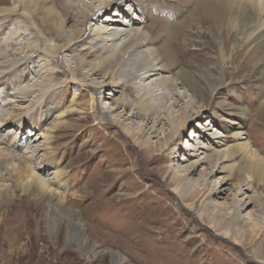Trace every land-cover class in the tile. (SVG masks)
I'll use <instances>...</instances> for the list:
<instances>
[{
	"label": "rangeland",
	"instance_id": "rangeland-1",
	"mask_svg": "<svg viewBox=\"0 0 264 264\" xmlns=\"http://www.w3.org/2000/svg\"><path fill=\"white\" fill-rule=\"evenodd\" d=\"M11 2L13 4L15 0H0V7L3 4L11 5ZM61 3L62 0H56V5ZM116 6L112 5L111 10L120 13L121 10H117ZM146 12L144 26L163 24L170 32L180 33L183 27L186 32L180 33L176 39L175 50L172 51H177L181 60L169 76L177 78L180 70L221 74L225 84L219 86L212 97H208L207 106L199 114L194 113V109L195 106L200 107L202 99H195L193 109L187 108L188 116L192 118L187 120V125L181 130L180 139L171 137L169 145L163 142L164 135L170 133L167 124L158 125L159 131L150 134L141 132L137 127L143 123V116L137 118L138 124L134 126L127 117L114 112L110 114L111 120L102 119L104 108L101 106L106 104L96 94L102 89L99 81L104 73L95 76L98 81H87L85 84L69 82L63 86V80H69L72 76L71 71H67L69 64L65 62L60 64V74L55 79L51 95L39 94L38 97L18 103L10 94L14 89H8L9 95L4 94L0 101L4 103L7 98L12 100L9 111L18 104L30 106L32 99H48L47 105L50 106H55L60 100L66 107L74 97H77L76 106L79 109H88L84 113L85 117L77 111L63 116L65 122L77 123L76 127L58 130L51 151L43 149L33 160L34 166L49 168L45 172L38 169L45 179H56L58 170L64 171L60 178L62 185L58 187L52 184L59 189L62 198L59 205L41 198L36 192H25L16 187L17 174H13L12 167L15 164L22 168V164H25L23 155L26 147H10L9 141L15 134L13 132L19 133L21 128L15 127L11 121L4 126L1 135L8 139L2 138L4 141H0V147L16 153V156L0 166V173L7 177L10 192L14 194L9 203L0 205V264H264L262 231L250 235L253 232L250 224L241 220L244 241L236 242L213 228L206 219L207 214L215 213L218 220L224 216L223 212L215 208L219 206V199L215 193H211V183L205 190L202 183H194V178L186 177L199 192L193 188L195 195L190 197L175 190V184L184 180V177H175L177 172L182 174L177 165L185 153L182 145L188 143L190 136L194 137L195 134L203 138L204 134L199 129L203 114L212 115L211 132L219 135L228 133L229 123L223 119L231 118V124H235L238 130L246 131V138L242 141L264 157V104L261 103L264 94L260 96L256 93L257 85L261 83V80L258 82L261 72L259 69L251 70L245 62L246 56L252 52V42L248 37L243 43L244 48L237 50L233 56L235 59L238 55V60L230 64V60L224 62L220 57L223 37L226 38L227 34L232 37L224 53L225 57H229L233 39L237 36L230 25L220 29L212 19H204L206 17L192 19L188 14L177 15L162 0H148ZM73 13V10H67L66 16L71 17ZM135 14L141 18L139 12L135 11ZM103 16L108 17L109 13L105 12ZM7 20L5 31L6 22L0 21V46L5 42V33L12 28L18 29L17 21L20 19L14 15ZM78 44L80 53L88 60L95 58L94 52L81 50L84 48L82 42ZM12 45L7 43L3 51L0 50V54L7 53L3 54V58L5 55L7 58ZM60 59L63 60L62 55ZM21 66L0 77V91L4 83L12 85L15 77L23 73ZM23 66L35 74L39 73L36 76L39 78V67H34L32 59L26 60ZM236 66L239 67V73ZM123 75L126 73L123 72ZM24 77L27 81L33 74L29 72ZM178 90L185 91L181 85ZM96 96L97 103L90 108L87 101ZM120 96L134 100L138 98L131 83L121 90ZM186 100L189 103V97ZM182 103L174 106L167 99L161 108V116L168 119V115H172L178 121L184 105ZM31 112L38 113L25 117V134L41 135L59 118L58 111L42 113L31 106ZM126 127L131 130L128 131ZM9 133L12 135L10 140ZM42 155L43 158L40 157ZM220 176H229L228 197L238 190L242 180L247 179L251 189L245 194L260 195L264 205V181L258 177L253 179L249 173L240 171L237 165L226 169ZM203 202H210L208 212L202 213L205 207ZM219 208L229 215L233 212L231 207L220 205ZM251 208L260 216L258 203H254ZM71 225L80 227V231ZM166 243L172 247L171 253L163 257L152 253L156 247ZM174 243H177L175 248ZM130 246L131 249H128ZM258 250H261V254ZM114 253L120 254L121 260Z\"/></svg>",
	"mask_w": 264,
	"mask_h": 264
},
{
	"label": "bare ground",
	"instance_id": "bare-ground-1",
	"mask_svg": "<svg viewBox=\"0 0 264 264\" xmlns=\"http://www.w3.org/2000/svg\"><path fill=\"white\" fill-rule=\"evenodd\" d=\"M162 2L177 15L188 14L191 18L206 17L204 19H212L220 29H223V26H231L230 28L236 31L237 36L233 39L229 57H225L224 53L232 37L228 34L226 38L223 37L220 57L224 62L226 60H230V64L236 62L238 55L234 59V54L237 50L244 48L243 43L249 37L252 42V52L246 56L245 62L252 68L251 70L259 69L261 72L258 82L261 80L262 84L257 85L256 93L260 96L264 94V0H162ZM10 4H3L0 7V21L6 22L3 30L7 28V19L12 16L17 15L20 20L17 21V30L12 28L5 33V42L0 46V50L3 51V46L6 47L7 43L13 44L7 58L6 55L3 58V54L7 53L0 54V77L15 71L20 65H22L21 69L23 67V73L15 77L12 85L4 83L0 97L5 96L4 94L9 95L10 88L14 89L10 94L18 103H24L31 97H38L39 94H53L55 79L60 74L58 71L60 64L68 62L67 71H71L72 76L69 80H63V86L68 85L69 82L85 84L87 81H96L95 76L104 73L99 81L102 89L96 94L99 99H102V103L106 104L101 106L104 108L101 112L102 119L111 120L110 114L114 112L127 117L134 126L138 124L137 118L143 116V123L138 124L137 127L141 132L150 134L159 131L158 125L167 124L170 127V133L164 135L163 142L169 145L171 137L175 140L180 139L181 130L187 125V120L192 118L188 116L187 108L193 109L195 99L197 97L202 99L200 107L195 106L196 109H194V113L199 114L201 109L207 106L208 97H212L219 86L226 82L221 74H198L186 70H180L177 78L169 76L173 67L180 64L181 60L177 51H172L175 50L176 39L180 33L186 34V32L184 27L180 33H173L163 24L144 26L143 23L147 20L148 0H62L60 5H56V0H15L13 4L12 2ZM112 5H117V10L120 9L122 14L113 12ZM67 10H73L71 17L66 16ZM135 11L141 14V18L135 14ZM105 12L109 13L108 17L103 16ZM95 16L98 17L95 19ZM86 33L88 34L85 37ZM79 42H82L81 45L84 47L81 50L95 53L94 59L88 60L84 54L80 53ZM85 44L88 45L85 46ZM61 55L63 60L60 59ZM28 59L34 61V67H39L42 74L39 78H36L39 73L35 74L31 69L23 66ZM238 69L239 67L236 66L237 73H239ZM29 72L33 74V77H29L30 79L26 81L24 76ZM123 72L126 73L125 76ZM128 83L133 85L137 93L136 100L120 96L121 90ZM179 85L185 91H179ZM186 97H189V103ZM96 99L97 96L88 99L87 105L93 108L97 103ZM167 99H170L174 106L179 105L181 101L184 103V105L182 103L181 117L178 121L172 118V115H168V119L161 116V108ZM41 100L32 99L28 107H22L20 104L12 106L10 111L8 108L12 100L7 98L4 103L0 101V141L8 139L2 136L1 132L10 121L15 127L21 128L19 133L13 132L15 134L12 140H10L12 135L9 133L10 147H26L25 155H23L25 164H22V168L15 164L12 167L13 174H17L16 187L25 192H36L41 198L48 199L51 203L53 202L52 204H58L62 199L58 187L62 185L63 181L61 182L60 178L64 171L58 170L56 179H45L38 169L45 172L49 168L34 166L33 160L37 158L41 150L51 151L56 138L55 133L58 130L76 127L77 123L65 122L63 116L77 111L85 117L84 113L88 108L79 109L76 106L77 97H74L66 107H63L64 102L60 100L55 106L47 105L48 99ZM261 103L264 104V100ZM31 106L42 113L58 111V121L41 135L25 134L23 130L25 117L39 112H31ZM211 116L203 114L201 117L199 129L204 134L203 138L195 134L194 137L190 136L188 143L181 144L185 153L180 157L182 164L177 165L178 171L182 174L177 172L175 177L180 179L184 177V180L181 179L175 184V190L182 195L190 197L195 195L194 190H197L191 185L190 180H187L188 177L194 178V183H202L205 190L211 183V193H215L217 200L219 199V206L215 208L223 212L224 216L218 220L214 213L207 214L205 218L225 237L242 242L245 232L241 228L242 225L240 226L241 220L250 224L253 231L250 235H255L256 231L264 233V205L260 201V195L245 194L251 189L247 179L242 180L238 190L228 197L229 176L220 175L226 172V169L237 165L240 171L249 173L253 179L258 177L264 181V157L254 152L250 144L242 141L246 138V131L238 130L235 124H231V118L223 119L229 123L227 126H230L229 128L226 126L227 134L219 135L211 132ZM162 118L163 121H161ZM126 129L131 130L128 127ZM41 138H43L42 141ZM15 156L16 153L0 147V166L8 163ZM40 157L43 158L44 155ZM196 175L198 177L195 178ZM6 178L0 173V205L2 206L14 197ZM254 203L260 205L258 208L260 216L251 208ZM209 204L210 202H203L205 207L202 213L208 212ZM220 205L224 208L231 207L232 214L229 215L224 209H220ZM76 230L80 231V227H76ZM176 246L177 243H174L173 247ZM128 249H131V246ZM260 251L258 250V253ZM171 252L172 247L166 243L156 247L152 253L163 257ZM114 254L118 258L121 256L118 253Z\"/></svg>",
	"mask_w": 264,
	"mask_h": 264
}]
</instances>
